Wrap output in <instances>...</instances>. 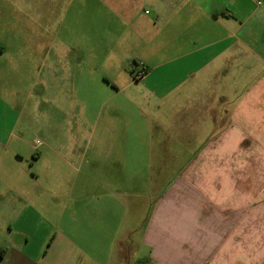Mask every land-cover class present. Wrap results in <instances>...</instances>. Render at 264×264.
<instances>
[{
	"label": "crops",
	"instance_id": "obj_1",
	"mask_svg": "<svg viewBox=\"0 0 264 264\" xmlns=\"http://www.w3.org/2000/svg\"><path fill=\"white\" fill-rule=\"evenodd\" d=\"M45 1L62 7L65 34L77 29L86 37L89 29L90 35L114 38L96 71L112 60L108 54L117 42L140 43L142 53L128 54L117 71L131 83L126 72L134 77L146 70L136 78L145 89L137 96L119 95L124 87L115 83L117 75L101 71L100 81L115 90L100 105L103 110L115 102L102 119L114 137L94 150L97 161L115 164L112 171L87 178L82 188L74 181L68 185L72 179L60 173L48 176L47 246L35 244L29 234L38 229L40 213L33 177L30 189L23 190L27 186L17 183L5 158L9 148L14 166L23 158L38 161L40 154L28 142L23 151L24 140L15 133L20 115L10 128L0 127V248L5 249L0 264H264V3ZM12 3L16 0H0V15ZM46 12L47 22H54L53 9ZM6 52L0 44V60ZM120 113L124 119L118 123ZM120 132L126 141L119 140ZM140 132L142 142L134 141ZM135 151L146 159L136 170ZM122 213L132 222L134 215H146L130 243L120 240L126 239L120 233ZM13 231L17 240L11 239Z\"/></svg>",
	"mask_w": 264,
	"mask_h": 264
},
{
	"label": "rangeland",
	"instance_id": "obj_2",
	"mask_svg": "<svg viewBox=\"0 0 264 264\" xmlns=\"http://www.w3.org/2000/svg\"><path fill=\"white\" fill-rule=\"evenodd\" d=\"M61 8L54 5L48 7L45 0H16V3L7 7L6 14L0 15V44L7 48L0 60V127L6 125L10 128L16 116L20 115V130L16 129L15 133L24 140L23 151H26L25 142H28L33 146L34 152L40 154L38 161L23 158L16 164L14 162V166L12 161L15 155L9 148L5 158L11 162L8 168L17 175V183L27 186L23 190L30 189L27 181L32 177L31 189L39 190V225L38 229L29 234L35 244L44 246H47L48 243L44 242L48 234H51V224L46 220L48 176L60 173L72 179L68 185L74 181V185L82 188L83 182L88 184L87 178L95 179V176L99 177L105 171H112L110 165L115 164L114 161H97L94 150L96 144L109 143L114 137L112 128L106 127L102 119L109 115V107L115 102H107L104 109L100 110L102 100L115 93L112 84L100 81L102 72H105L103 70L117 75L115 83L124 87L119 95L137 96L145 89L142 82H137L129 72L126 73L131 83H126L125 73L118 75L117 71L119 63L128 54L136 56L142 53L140 43L126 44L128 38L117 42L114 51L108 54L112 60L108 63L106 60L101 68L102 72L96 71L97 66H100L101 54L112 48L114 38L90 35L94 33L89 29L86 37L80 36L77 29H74L72 35L69 32L65 34L66 30L61 31L59 24ZM46 9H53L54 22H47ZM80 56L84 58L81 59ZM135 67L141 69L142 66ZM10 104L16 106V114ZM138 105L141 103H135L136 109ZM98 115L101 116V126H97ZM120 116L122 117L118 123L124 119L121 113ZM135 136L134 141L142 142L141 132ZM117 137L121 141L127 140L126 135L121 132ZM135 153L138 165L133 168L136 170L142 168L141 164L146 159L143 151ZM158 154L159 151H155V161ZM66 184L67 182L61 184L62 188H66ZM6 189L10 200L13 183L8 182ZM119 216L124 217L120 222V233L126 235V239L122 235L120 240L130 243L131 238L138 236L140 231L137 228L142 226L146 215H134V222L132 217L131 221H126V214ZM126 224H135V229L127 231ZM8 232L1 231V234ZM16 234L13 231L11 239L17 240L19 237ZM86 235L91 239L95 238L94 232L87 231Z\"/></svg>",
	"mask_w": 264,
	"mask_h": 264
},
{
	"label": "built area",
	"instance_id": "obj_3",
	"mask_svg": "<svg viewBox=\"0 0 264 264\" xmlns=\"http://www.w3.org/2000/svg\"><path fill=\"white\" fill-rule=\"evenodd\" d=\"M256 3H257L258 5H262V4L264 3V0H256ZM143 74H144V69H142V70L136 72L135 75H134V77H135V78H141V77L143 76Z\"/></svg>",
	"mask_w": 264,
	"mask_h": 264
},
{
	"label": "trees",
	"instance_id": "obj_4",
	"mask_svg": "<svg viewBox=\"0 0 264 264\" xmlns=\"http://www.w3.org/2000/svg\"><path fill=\"white\" fill-rule=\"evenodd\" d=\"M146 70H144L145 73ZM5 249H0V259L4 256Z\"/></svg>",
	"mask_w": 264,
	"mask_h": 264
}]
</instances>
